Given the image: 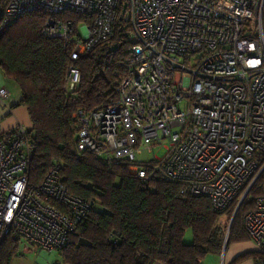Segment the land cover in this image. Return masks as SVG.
<instances>
[{
  "label": "built area",
  "instance_id": "2783aa9c",
  "mask_svg": "<svg viewBox=\"0 0 264 264\" xmlns=\"http://www.w3.org/2000/svg\"><path fill=\"white\" fill-rule=\"evenodd\" d=\"M35 10L52 15L43 35L72 47L68 92L81 79L76 60L113 35L117 15L129 28L116 100L73 113L77 150L143 181L173 180L216 210L240 194L236 209L252 202L242 222L264 264V183L249 194L264 170V0H0V35ZM8 95L0 87V101ZM164 141L163 157L140 158ZM30 154L25 126L0 127V241L13 233L54 251L91 205L59 163L30 184Z\"/></svg>",
  "mask_w": 264,
  "mask_h": 264
},
{
  "label": "trees",
  "instance_id": "16d2710c",
  "mask_svg": "<svg viewBox=\"0 0 264 264\" xmlns=\"http://www.w3.org/2000/svg\"><path fill=\"white\" fill-rule=\"evenodd\" d=\"M50 16L35 10L11 22L0 35V70L18 85L19 104L31 120L29 183H39L59 163L63 182L91 205L69 231L66 244L54 250L57 263L203 264L208 254L248 239L242 220L252 202L244 199L236 209L240 194L224 210H216L206 197L181 194L173 180L157 176L143 181L123 164H108L77 150L73 113L116 100L129 57V28L122 14L117 15L113 35L76 60L81 79L68 92L64 85L72 47L43 35ZM263 163L264 156L259 168ZM263 183L264 170L249 194L255 196ZM187 230L193 235L190 243L183 241ZM19 243L13 233L0 241V264H12ZM254 258L260 264L259 253Z\"/></svg>",
  "mask_w": 264,
  "mask_h": 264
},
{
  "label": "crops",
  "instance_id": "0c3cea01",
  "mask_svg": "<svg viewBox=\"0 0 264 264\" xmlns=\"http://www.w3.org/2000/svg\"><path fill=\"white\" fill-rule=\"evenodd\" d=\"M0 87H5L9 95L0 101V127L2 130H8L14 127L18 123H28V115L26 114L27 109L20 107L19 88L15 87L11 80L7 79L2 71L0 70ZM36 248L34 252L35 257L38 259V263L35 264H49L57 263L58 259L56 255L54 257H49L44 250ZM257 253L256 245L250 238L230 243L225 247L220 254H214L217 258L210 257L205 261L207 264H256L254 255ZM55 254V253H54ZM52 255V254H49ZM209 255V254H208ZM52 258V260L50 259ZM239 258L238 260H236ZM203 260V262H204ZM16 261V260H15ZM47 262V263H46ZM14 263V260L12 261ZM20 264H28L27 260L20 262ZM33 264V263H29Z\"/></svg>",
  "mask_w": 264,
  "mask_h": 264
},
{
  "label": "rangeland",
  "instance_id": "374dc122",
  "mask_svg": "<svg viewBox=\"0 0 264 264\" xmlns=\"http://www.w3.org/2000/svg\"><path fill=\"white\" fill-rule=\"evenodd\" d=\"M12 83L14 84L15 87L18 88V85L12 81ZM20 107H23L24 109L25 106L20 105ZM26 114L28 115V112L26 111ZM29 117V115H28ZM28 123H21L23 126H25L27 129L31 127V120L30 118L28 119ZM166 144V142H162L160 145H153L151 148L150 152H144L142 155H140L141 159H147V160H153L155 157H163L165 155V148L164 145ZM193 239V235L191 230H187L184 234L183 237V241L186 243H190ZM226 238H225V242H226ZM36 246H34L33 244H31L28 240H26L25 238H20V243H19V254L13 258L14 263L15 264H20L21 260H27L28 264L29 263H33L35 264V262L38 263V259L35 257L34 252L36 251V248H34ZM43 253H46V255H48L49 257H55L58 259V254L55 251H45ZM55 253V254H54ZM52 254V255H49ZM210 257H215L217 258L214 254H209L207 255V259H209ZM52 260V258H50ZM205 259V258H204ZM16 260V261H15ZM47 263V262H46ZM203 264H207L206 261L204 260Z\"/></svg>",
  "mask_w": 264,
  "mask_h": 264
},
{
  "label": "water",
  "instance_id": "95a60500",
  "mask_svg": "<svg viewBox=\"0 0 264 264\" xmlns=\"http://www.w3.org/2000/svg\"><path fill=\"white\" fill-rule=\"evenodd\" d=\"M233 217V216H232Z\"/></svg>",
  "mask_w": 264,
  "mask_h": 264
}]
</instances>
